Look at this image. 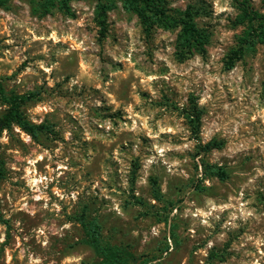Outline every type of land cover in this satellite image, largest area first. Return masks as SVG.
I'll return each mask as SVG.
<instances>
[{
    "label": "rangeland",
    "instance_id": "obj_1",
    "mask_svg": "<svg viewBox=\"0 0 264 264\" xmlns=\"http://www.w3.org/2000/svg\"><path fill=\"white\" fill-rule=\"evenodd\" d=\"M168 1L202 9L204 54L179 61L177 31L145 37L120 4L104 38L94 0H72L71 15L0 6L1 85L36 93L22 109L48 130L0 136V264L96 262L74 220L82 210L103 241L149 264H264V45L225 69L239 5L264 14V0ZM192 104L197 135L183 116ZM212 140L221 148L198 152ZM201 160L226 179L201 177Z\"/></svg>",
    "mask_w": 264,
    "mask_h": 264
},
{
    "label": "trees",
    "instance_id": "obj_2",
    "mask_svg": "<svg viewBox=\"0 0 264 264\" xmlns=\"http://www.w3.org/2000/svg\"><path fill=\"white\" fill-rule=\"evenodd\" d=\"M9 0H0V6L4 7ZM72 0H31L32 11L38 16H45L52 10H57L64 15H71L70 2ZM94 23L98 28L99 37L104 38L107 33L108 13L120 4L121 9L134 15L145 37H149L154 29L164 31H177L175 41L176 56L179 61H184L194 54L202 55L209 43V33L198 26L197 18L202 9L195 5H187L184 9L173 7L168 0H94ZM238 14L234 19L236 26L242 27V33L238 38L237 47L231 51L225 61V69L233 68L237 60L254 52L256 47L264 45V14L252 9L246 2L239 5ZM37 94L28 92L25 94L7 93L0 82V105L4 107L0 113V136L3 131L18 128L27 134L33 141H38L41 134L48 130L44 124L30 122L24 112L23 106L36 100ZM201 111L192 104L183 111L191 131L197 135L201 123ZM222 143L215 140L198 145V152H208L221 148ZM201 177H217L221 181L226 179V172L222 167L209 165L203 160L200 162ZM135 170L133 172L134 176ZM5 178L4 164L0 160V181ZM134 179L131 183H134ZM152 197L161 201V194L155 179L150 180ZM173 206V205H172ZM74 220L79 224L84 234L83 243L89 246L97 261L92 264H149L146 257H136L126 249V246L111 244L102 239L101 225L96 219H89L84 210L75 216Z\"/></svg>",
    "mask_w": 264,
    "mask_h": 264
}]
</instances>
